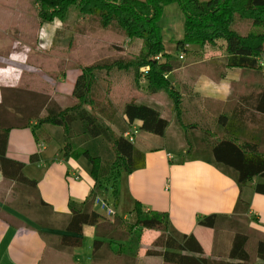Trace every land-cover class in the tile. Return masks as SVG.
Listing matches in <instances>:
<instances>
[{"label":"trees","instance_id":"trees-1","mask_svg":"<svg viewBox=\"0 0 264 264\" xmlns=\"http://www.w3.org/2000/svg\"><path fill=\"white\" fill-rule=\"evenodd\" d=\"M34 1L42 21L65 19L74 5L89 9L102 26L115 19L127 36L139 37L145 45L138 57L111 63L133 67L137 84L143 80L146 91L120 108L110 97V79L96 71L104 66L100 63L80 69L72 86V100L67 104L46 91L0 87V201L42 228L65 231L39 230L45 240L41 262L50 257L67 260L73 248L84 244L85 226L92 225L91 256L108 264H137L139 255L134 248L143 228L160 230L144 255L172 264H250L244 249L248 232L216 228L212 255H205L194 233L177 230L166 210L146 209L135 200L130 216L124 217L120 189L126 174L145 162L144 150L139 147L142 142L134 128L138 133L151 132L152 142L161 146L172 119L181 126L188 143L190 130H200L214 164L223 171H234L231 174L240 188L235 211L249 208V198L242 192L247 186L264 193V0ZM172 1L178 2L184 14L177 47L186 49L185 44H192L196 49L220 52L197 62L212 78L228 79L231 85V100L226 99L218 115L207 111L202 92L187 82L191 65L164 50L156 18ZM236 16L251 21L247 33L232 28ZM13 127H29L38 142L54 140L64 158L83 155L89 160L93 186L82 201L69 200V214L55 213L42 198L36 178L25 173V163L7 156L8 134ZM30 159L36 160L37 155L31 154ZM102 193L106 194L102 197L113 200L107 202L115 209L110 226L97 224L105 218L95 207L99 200L104 201L100 199ZM0 216L12 224H22L2 206ZM219 216L203 214L197 223L216 227ZM258 257L264 261V233L258 235Z\"/></svg>","mask_w":264,"mask_h":264},{"label":"crops","instance_id":"crops-1","mask_svg":"<svg viewBox=\"0 0 264 264\" xmlns=\"http://www.w3.org/2000/svg\"><path fill=\"white\" fill-rule=\"evenodd\" d=\"M0 2V7L2 4L8 5V10L13 16L12 22L18 21L23 25V21L26 20L27 26L32 25L35 28L37 22L39 24L40 20H37V11L33 0H0ZM48 24L49 22L44 21L41 26L44 27ZM231 26L244 34L249 31L251 21L236 16ZM26 27L20 31H26ZM13 43L15 46L9 51L19 53L18 51L21 49L18 46L19 43L17 41ZM175 47L177 48V44ZM185 48H177L179 49L177 54L171 56L191 65L187 71V82L191 87L202 92V103L207 111L218 115L223 110L226 99L231 100V85L228 79L216 80L212 78L203 71L197 62L220 54V52L211 49L205 51L196 49L192 44H185ZM179 53H183L182 58L178 56ZM10 56L11 52H8L7 55L0 52V61L10 60ZM29 62L26 65L28 66L26 67L27 72L35 69ZM78 73L79 71L75 68L67 69L62 74L63 76L58 75L56 79L47 78V82L52 84L55 92L71 96L74 79ZM180 74L185 80L183 71ZM14 76L15 78L5 80L2 85L31 87L29 82H21L22 73ZM112 76H107L111 83L110 97L113 101H121V106L132 98L146 94V91L140 89L143 88L142 86L139 87L140 91L134 93L131 90L130 82ZM120 86L122 89L117 90L116 88ZM42 90L50 92L47 89ZM120 94L123 97L119 96ZM134 130L137 135L139 134L142 142L139 147L144 150L145 162L143 167L127 173L121 183L122 208L120 207V210L123 216L126 217L128 214V212H124V209L129 211L135 200H139L146 209L166 210L171 224L177 230L194 233L202 244L205 255H212L216 228L232 233L236 231L248 232L249 236L244 242V249L249 255V263L264 264V261L258 257V235L264 233V193L255 192L250 186H247L242 192L249 198V208L246 211H235L240 188L234 175L231 174L234 171L231 170V173L223 171L214 164L211 151L206 146L200 130L196 128L190 130V142L188 143L181 126L171 119L165 128L161 146H159V142H152L153 134L151 132L138 133L137 129L134 128ZM147 141L151 143L143 144ZM33 153L37 155L36 160L30 159V155ZM6 154L25 163V173L36 178L42 198L59 215L69 214V200L82 201L93 186L91 164L85 156L64 158L59 150V145L54 140L38 142L29 127L10 129ZM0 206L17 221L22 222V224H12L7 218L0 216V264H85L87 257L91 256V253L87 256L83 253V251H87L83 244L73 248L69 252L70 257L67 260L58 261L55 257H50L41 262L45 250V240L39 230L53 233L65 231L42 228L1 201ZM105 206L100 200L95 204V207L102 213L106 210ZM210 213L221 215L218 217L216 227L197 223V218L200 215ZM106 217L108 216L105 214ZM102 220L105 219H101L97 224H100ZM27 223L31 226H28ZM93 232L94 226H85L82 233L84 243L89 241L91 245ZM203 240L209 243L208 249L205 248ZM142 256L145 264H153V262L171 264L157 256L144 254Z\"/></svg>","mask_w":264,"mask_h":264},{"label":"rangeland","instance_id":"rangeland-1","mask_svg":"<svg viewBox=\"0 0 264 264\" xmlns=\"http://www.w3.org/2000/svg\"><path fill=\"white\" fill-rule=\"evenodd\" d=\"M34 3L37 11V20H40L39 24L37 22L36 28L32 25L27 26L26 20L23 21V25L18 21L12 22L13 16L8 10V5L2 4L0 7V52L4 55L11 52L10 60L0 61V87L5 80H12L15 78V74L22 73L21 82H29L30 89H47L62 104H67L72 100V97L55 92L52 84L47 82V78L56 79L58 75L63 76L62 74L67 69L75 68L80 71L83 66L100 63L104 64V66L97 68V72L107 77L109 75L112 76L115 71V76L113 75L112 77L120 78L121 80L125 79L128 83L130 82L131 90L134 93H137L140 89L145 91L144 87L139 89L144 82L142 80L141 83L137 84L133 67H119L111 64L115 60L127 61L142 54L145 45L141 38L127 36L125 30L115 19L102 26L98 16L92 15L89 9L80 10L74 5L69 7L65 19L56 18L52 21H45L49 22V24L42 27L41 23L44 21L38 15V4L35 1ZM156 22L160 28L164 50L171 52V55H176L181 48L177 47L179 48L177 49L175 44L177 38L183 34L184 23V14L178 2L167 3L157 16ZM25 27L27 30L21 32L20 30ZM15 41L19 43L18 46L21 48L18 51L19 53L9 51L14 48L15 44L13 42ZM28 62L35 67L31 72H27L26 67L28 66L26 65H28ZM107 65L108 68H106ZM116 89L120 90L122 88L120 86ZM119 96L123 97L121 94ZM114 102L119 108L121 107V101L114 100ZM102 195L106 196V194L102 193L100 195V199L104 200L100 201L106 205L105 208H113L110 204L107 205L108 197H102ZM110 201L113 202V200ZM121 203L120 207L122 206ZM124 212H128L126 216L128 218L130 216L129 211L124 209ZM103 213L106 214L105 212ZM104 219L100 222V225L110 226L112 223L111 218L106 217ZM159 232L160 230L157 229H142L140 239L137 242L138 246L136 245L137 247L135 246L134 248L140 259L136 260L137 264H145L142 255L148 247L152 246V242ZM137 237L138 235L135 238L137 239ZM203 244L208 249L209 243L203 240ZM84 248L88 252L83 251V253L86 256L90 255L91 245L89 241L84 243ZM85 264L108 263L105 259L88 256ZM153 264H159V262H153Z\"/></svg>","mask_w":264,"mask_h":264},{"label":"built area","instance_id":"built-area-1","mask_svg":"<svg viewBox=\"0 0 264 264\" xmlns=\"http://www.w3.org/2000/svg\"><path fill=\"white\" fill-rule=\"evenodd\" d=\"M180 58L183 57V53H179L178 55ZM156 57H159V55H157ZM142 69L144 70L145 67H142ZM125 135L129 136L130 139H132V135L129 132H126ZM106 215L108 216V218H111L110 220H113L114 216H115V210L113 208L108 207L105 211Z\"/></svg>","mask_w":264,"mask_h":264}]
</instances>
